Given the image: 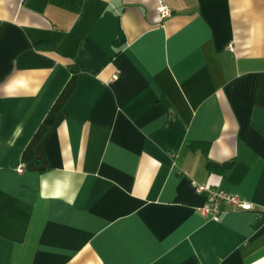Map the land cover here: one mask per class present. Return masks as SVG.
<instances>
[{
  "label": "crops",
  "instance_id": "crops-1",
  "mask_svg": "<svg viewBox=\"0 0 264 264\" xmlns=\"http://www.w3.org/2000/svg\"><path fill=\"white\" fill-rule=\"evenodd\" d=\"M0 264H264V0H0Z\"/></svg>",
  "mask_w": 264,
  "mask_h": 264
},
{
  "label": "built area",
  "instance_id": "built-area-1",
  "mask_svg": "<svg viewBox=\"0 0 264 264\" xmlns=\"http://www.w3.org/2000/svg\"><path fill=\"white\" fill-rule=\"evenodd\" d=\"M157 12L161 18H164L169 16L171 11L163 1H159ZM16 170L18 172L23 171L24 165H17ZM193 185L197 192L206 193L207 200L205 205L201 208V213L205 217H209L210 219H215L219 215V213L221 212V207L223 205H231L241 210H251L254 208L250 202L237 195L227 193L224 190L216 189L204 184H198L195 181H193Z\"/></svg>",
  "mask_w": 264,
  "mask_h": 264
},
{
  "label": "trees",
  "instance_id": "trees-1",
  "mask_svg": "<svg viewBox=\"0 0 264 264\" xmlns=\"http://www.w3.org/2000/svg\"><path fill=\"white\" fill-rule=\"evenodd\" d=\"M49 2L55 6L65 8L69 11L78 12L81 7L82 0H49ZM120 38L121 33L118 34L117 40L115 42L119 41ZM204 152H206V150H204ZM226 165L227 164H217L207 161V168L209 170H217L218 168H223Z\"/></svg>",
  "mask_w": 264,
  "mask_h": 264
}]
</instances>
